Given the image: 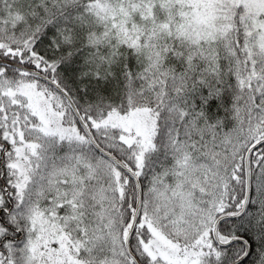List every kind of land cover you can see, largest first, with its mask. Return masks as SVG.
I'll return each instance as SVG.
<instances>
[{"label":"snow or ice","instance_id":"6c2138e0","mask_svg":"<svg viewBox=\"0 0 264 264\" xmlns=\"http://www.w3.org/2000/svg\"><path fill=\"white\" fill-rule=\"evenodd\" d=\"M0 264H264V0H0Z\"/></svg>","mask_w":264,"mask_h":264}]
</instances>
